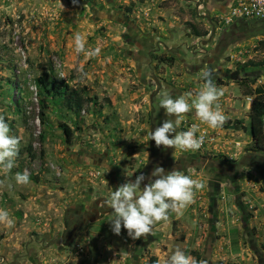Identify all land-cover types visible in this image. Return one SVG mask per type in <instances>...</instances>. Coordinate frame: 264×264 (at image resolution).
Masks as SVG:
<instances>
[{
    "label": "rangeland",
    "instance_id": "1",
    "mask_svg": "<svg viewBox=\"0 0 264 264\" xmlns=\"http://www.w3.org/2000/svg\"><path fill=\"white\" fill-rule=\"evenodd\" d=\"M194 1L0 0V115L20 138L16 166L0 169V209L14 222H0V264H151L153 257L164 264L177 247L207 264H264V171L242 163L255 155L248 108L254 97L246 93L264 88V27L234 38L211 61L228 117L223 127L210 128L193 110L178 129L197 124L196 135L206 139L198 151H172L181 168L193 161L184 173L204 185L194 203L157 222L147 238L133 240L123 228L115 235L110 212L71 245H44L63 234L67 212H83L141 174L158 105L153 75L180 95L202 88V70L209 67L193 70L181 59L197 50L202 64L210 49V37L194 33L212 30L197 20ZM210 15L219 20L218 11ZM76 33L100 54L78 52ZM156 48L160 55L150 59ZM80 69L87 73L83 80ZM47 82L91 101L70 110L67 95L47 93ZM154 118L155 129L162 123ZM25 170L30 182L17 184L15 173Z\"/></svg>",
    "mask_w": 264,
    "mask_h": 264
},
{
    "label": "clouds",
    "instance_id": "2",
    "mask_svg": "<svg viewBox=\"0 0 264 264\" xmlns=\"http://www.w3.org/2000/svg\"><path fill=\"white\" fill-rule=\"evenodd\" d=\"M75 44L78 52H84L89 57L100 54L99 47L86 49L85 38L80 33L75 34ZM79 73L81 80L87 76L83 69ZM202 78L204 84L195 94L186 93L174 97L168 89L159 92L157 108L158 111L164 109L166 119L149 133V139L155 142L157 148L163 146L165 149L179 148L195 152L202 147L205 137L203 134L196 135L200 130L199 125L193 124L187 131H178L184 116L193 110L197 119L210 128L223 127L227 122L228 117L219 104L223 90L214 83L212 70L203 69ZM10 133L9 124L0 115V169L5 173L11 172L16 166L20 149V138ZM14 179L17 184H27L30 182V174L27 170L23 173L16 172ZM203 187L202 182L178 169L166 172L162 166L156 165L149 175L141 173L134 181L129 180L118 186L104 200L103 206L113 210L109 223L115 235H120L123 228L133 240L147 238L154 235L153 228L157 222L167 221L170 214L179 213L194 203L196 191ZM0 222L9 226L14 223L9 213L3 209H0ZM164 264H207V261H198L177 247Z\"/></svg>",
    "mask_w": 264,
    "mask_h": 264
},
{
    "label": "flooded vegetation",
    "instance_id": "3",
    "mask_svg": "<svg viewBox=\"0 0 264 264\" xmlns=\"http://www.w3.org/2000/svg\"><path fill=\"white\" fill-rule=\"evenodd\" d=\"M229 3H230V0H210L208 3L199 0L197 3L194 4L195 9L198 10V12L195 13V16H198L197 20L200 22L204 21L206 25L208 24V26L212 28V30L206 36L210 38H207L208 42H207V45L205 46L206 47L205 49H208V48L210 49L209 51H207V55L204 56L205 58L201 59L202 64L198 62L199 63L198 65L197 64L198 59L196 58V56H194L195 55L194 53L197 50H195L191 54L192 55L191 59L193 60H191L189 57L187 59L185 55H184L185 58H181L183 59L182 60L183 62L185 60L184 64L188 65V67H192L193 70L199 71L200 68H205V67H209V69H212L211 67L212 59L213 58L220 59L221 57H223L222 53L226 51V48L228 47V45H230V43H233L232 41H234V38H237L244 34L255 33V31L257 30L256 28L262 29L264 27V25H261V24H264V21L235 20L231 24L225 25V24L219 23L217 19L211 18L210 12H212V10H215V8L217 7L220 8L221 10L225 9L229 5ZM198 5L199 7H197ZM208 6H210L211 9L207 8L206 9L207 13H204V11L200 13L201 8L203 10V8H206ZM257 24H260V26H257ZM220 26H223L224 28L222 29L221 34L219 35L218 42L213 45L212 41L215 39L216 31L219 29ZM159 47L160 48L163 47L165 51H171V48L169 46H166V43H163V45L160 44ZM186 49L187 50L190 49V46L188 45ZM158 51L159 49L157 48L152 49L149 52L150 59H152L153 56L155 55L156 56L160 55ZM158 81H159V85L155 82L157 86V96L160 91L166 89V87L163 86L161 81L160 80ZM171 93L174 97L180 95V93H178L177 91H171ZM154 107L151 112V129L152 130L155 127V123H154L155 116L159 117L160 119L159 125L160 123H162V121H164V119H166L164 109L161 108L158 111V108L155 104H154ZM172 151H173V148L165 149L163 146H161L160 148H157L155 146V142L151 140L150 146L148 148V153L150 154V156H149V159L143 163L140 173L149 175L152 172L154 166L156 165L162 166L166 172L171 171L173 168L178 169L182 172L187 171L188 168H190V166L181 168L179 166L180 160L178 161L176 160V162L172 161ZM144 183H146V181L141 184L142 188L144 186ZM104 200L105 198H98L97 200H94L93 204H91V206H89L83 212H74V213H70V211L67 212L65 216V220H64L63 234L55 238L54 240H49L48 242L43 240L46 242L44 243V245L49 246L51 248H56L57 250H61L62 246L71 245L73 242H75L76 236L81 230L88 227L89 224L99 222L104 217H106L108 214H110V212H112V209L103 206ZM58 241H60V244L58 243Z\"/></svg>",
    "mask_w": 264,
    "mask_h": 264
},
{
    "label": "trees",
    "instance_id": "4",
    "mask_svg": "<svg viewBox=\"0 0 264 264\" xmlns=\"http://www.w3.org/2000/svg\"><path fill=\"white\" fill-rule=\"evenodd\" d=\"M261 24V23H260ZM257 24V26H260ZM264 25V24H261ZM195 35L198 38L206 37L208 35L207 31H199L196 28ZM258 29V28H256ZM260 45L264 48V42H260ZM192 57V56H191ZM47 93H54L62 97L67 95L68 87L65 85L63 87H57L55 84L47 82L45 85ZM246 96L254 97L251 108L249 112L250 117V135L252 137V148L251 151L254 154L247 155L242 160V163H246L247 166L257 167L264 171V88L258 87L255 90H249L246 93ZM68 108L70 110H80L87 101H91L90 98H86L84 95H81L77 90H71L69 94L64 98ZM64 131L69 136V130L64 126ZM193 161L188 163V166L192 165ZM180 165V163H179ZM151 264H158L156 257L152 258Z\"/></svg>",
    "mask_w": 264,
    "mask_h": 264
},
{
    "label": "built area",
    "instance_id": "5",
    "mask_svg": "<svg viewBox=\"0 0 264 264\" xmlns=\"http://www.w3.org/2000/svg\"><path fill=\"white\" fill-rule=\"evenodd\" d=\"M195 3L197 2L194 1ZM219 14L218 22L225 25L235 20L264 21V0H230L227 12H219ZM205 145L206 139L200 149Z\"/></svg>",
    "mask_w": 264,
    "mask_h": 264
},
{
    "label": "crops",
    "instance_id": "6",
    "mask_svg": "<svg viewBox=\"0 0 264 264\" xmlns=\"http://www.w3.org/2000/svg\"><path fill=\"white\" fill-rule=\"evenodd\" d=\"M195 1L198 2L199 0H195ZM201 1H204V2H207V3H208L210 0H201ZM193 4H194V2H193ZM228 7H229V5H228L225 9H222V10H221L220 8L217 7V8H215V11H218V12H224V11H225V12H227ZM208 8L211 9L210 6H209ZM248 108H249V110H250V108H251V103L249 104V107H248Z\"/></svg>",
    "mask_w": 264,
    "mask_h": 264
},
{
    "label": "water",
    "instance_id": "7",
    "mask_svg": "<svg viewBox=\"0 0 264 264\" xmlns=\"http://www.w3.org/2000/svg\"><path fill=\"white\" fill-rule=\"evenodd\" d=\"M197 7H199V5H198ZM152 78H153L154 81L159 85V81H158V79L156 78V76L153 75ZM58 243L60 244V241H58Z\"/></svg>",
    "mask_w": 264,
    "mask_h": 264
}]
</instances>
